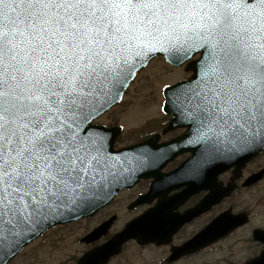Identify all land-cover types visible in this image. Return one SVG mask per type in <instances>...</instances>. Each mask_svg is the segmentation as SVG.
Segmentation results:
<instances>
[{
  "label": "snow or ice",
  "instance_id": "snow-or-ice-1",
  "mask_svg": "<svg viewBox=\"0 0 264 264\" xmlns=\"http://www.w3.org/2000/svg\"><path fill=\"white\" fill-rule=\"evenodd\" d=\"M155 52L203 53L164 104L205 162L264 150V0H0V264L117 178L91 121Z\"/></svg>",
  "mask_w": 264,
  "mask_h": 264
},
{
  "label": "flooded vegetation",
  "instance_id": "flooded-vegetation-1",
  "mask_svg": "<svg viewBox=\"0 0 264 264\" xmlns=\"http://www.w3.org/2000/svg\"><path fill=\"white\" fill-rule=\"evenodd\" d=\"M162 61H164L165 66L169 70H172V71L181 70L180 78L177 79L175 82L186 80L190 78L191 76H193V74L195 73V71H188L186 66L176 68V67H173L167 64V62H165L163 58H162ZM161 97H162L161 104L159 106L161 114L159 116L150 117L141 123L139 122L133 123L131 124L132 126H130V128H124V132L119 137H117L115 141V147L119 149V148L131 146L134 144H138L141 142H145V141H148L154 138L155 140L152 141V144H151V151H155V153L157 154H163V155H169V156L177 152L172 157V159H169L167 161L165 160L161 165L162 167L158 171L160 175H169L170 173L178 169L182 165V163L185 162V160H187L188 158L198 153L199 145L196 143L195 140H192V141H190L189 139L185 141L183 140L184 138H186V135L189 132V126H179L176 128L169 127L174 118L173 116H170L169 114L164 112V105H165L164 104V101H165L164 92H162ZM112 111L113 110L104 114L99 119V123L106 124L108 126H117L118 124H120L121 121L119 119L110 120V121L102 120L104 116L111 113ZM177 140H180V141L175 146L171 144L172 142L177 141ZM263 156H264V152L259 154L257 157H255L251 161H249L240 172L236 171L235 167H232L231 169L221 173L218 177V183L221 185V187H224L228 185L229 183H234L236 188L232 192V194L229 197H225L221 201V203L214 206L208 212L202 214L201 216L194 217L191 220L182 223L179 229H177L171 234V237L168 239L167 242L161 245H157L156 243H150V244L142 246V245H139L136 240H131L127 244L124 245L123 250L119 255H121L125 251V248L131 244L138 246L139 248H145V247L166 248L169 250L168 255L164 257V260L166 261V263L177 264L183 259L198 255L200 250L192 249V251H189L185 255L179 257L177 260L170 261L169 259L171 257L173 248L187 244L196 234H198L207 224H209L215 216H217L221 212L225 210H233L235 212H246L249 215L250 221L245 226L250 225L253 222V219L255 217L258 219L259 216H261L262 218V216L264 215V186H263L264 174L260 179H255V178H256V175L260 171L264 170L263 161L261 160ZM153 181H154V177L141 179L139 183L135 185L133 188L125 189L119 193V195L121 194L124 197V202H125L124 204L126 206V209L129 210L131 213L135 212V214L132 215V217H135L141 214V212L149 208H152L158 202L159 198H156L154 199V201H152L151 203L147 205L137 206L133 209H129L132 202L135 199H137L138 196H140L141 194L149 190ZM187 187L188 186L184 184L182 186H179L176 189H172L169 192L168 196H173L181 192H184L186 191ZM252 192H255V195L253 196V198L250 197ZM247 193L249 194L248 198L243 196L244 194H247ZM183 194L188 196L186 192ZM205 195H206V192L204 191L201 193L192 192V194L189 195L188 198L185 199V201H183L182 203L176 206L172 215H178L180 217V221H182L185 212L194 208ZM238 197H241V199L239 200ZM235 199H238V202L243 205L241 209L234 210V204H232V202H235ZM222 205L223 206L227 205V207H225L224 209L220 208V206ZM217 208H220V210H217L211 216V213L214 212ZM109 217L110 215L102 218L97 223V225H95L92 228H89L88 230H85V232L79 237L78 241L85 246L83 253L102 245L103 243L107 242L113 236L114 231H112L111 233V230L117 224L118 219L113 225L109 234L99 239H96L92 242H87L84 239L95 227L103 223ZM205 217H207V219L201 223V220ZM84 220H88V219H84ZM241 228H237L235 231H233V233H231L230 236H232L234 233H236ZM257 228L264 229V221H262V224H257V225L255 224L249 231L253 233V231ZM209 248H211V245H209L208 247H205L202 250L204 251ZM115 257H113L111 260H113Z\"/></svg>",
  "mask_w": 264,
  "mask_h": 264
},
{
  "label": "rangeland",
  "instance_id": "rangeland-1",
  "mask_svg": "<svg viewBox=\"0 0 264 264\" xmlns=\"http://www.w3.org/2000/svg\"><path fill=\"white\" fill-rule=\"evenodd\" d=\"M179 78V72L175 73L169 70L161 59L154 60L140 72L138 78L127 91L124 100L103 120L119 119L130 128L133 122L141 123L150 117L159 116L161 114L159 106L163 87ZM261 160L264 166V156ZM254 195L255 192H252L250 197L253 198ZM243 196L248 198L249 194ZM238 198L241 199V197ZM236 202L238 199L232 202L234 210L241 209L243 205ZM124 203V197L121 195L113 205L103 210L94 219L80 220L73 224L54 228L45 234L44 238L42 237L29 245L10 264H74L76 260L73 258L82 255L85 249V246L78 241L85 230L96 225L102 218L116 214L118 221L113 229L116 232L123 228L124 221L134 215L126 209ZM225 207L227 205L220 206L223 209ZM220 208L212 212L211 216ZM206 219L207 217L203 218L201 223ZM262 221H264V215L262 218L259 216L258 219L255 217L250 225L241 228L226 240L199 252L198 255L183 259L177 264H241L245 262L262 249V245L252 239L249 231L255 224H262ZM168 251L166 248H139L131 244L109 264H166L163 260L168 255Z\"/></svg>",
  "mask_w": 264,
  "mask_h": 264
},
{
  "label": "water",
  "instance_id": "water-1",
  "mask_svg": "<svg viewBox=\"0 0 264 264\" xmlns=\"http://www.w3.org/2000/svg\"><path fill=\"white\" fill-rule=\"evenodd\" d=\"M160 54L166 55V57L170 61H172V59L170 58V54L169 53H163V52H155V53L151 54V58H153L156 55H160ZM176 54L177 53H172V55H176ZM193 67L195 68V66H193ZM136 72H135V74H136ZM133 77L129 81L126 82V87L130 83V81L133 79ZM126 87H124L120 91L118 98H114L112 105L121 99ZM99 134H101V132H99ZM260 151L261 150H257V151L249 152V153H246V154H243L240 156H233L231 160H230L231 157L221 156L217 159L211 160L210 164H211V167H214V166L215 167H217V166L226 167V166L230 165L233 162L232 160L235 159L236 157H238L240 159V161L243 162V161L249 160L251 157H253L254 155H256ZM111 154H112L113 159L115 161L119 162V164H118L119 171L117 173V178L113 181H110L109 183H107L105 185L104 191H103V193L100 194V199L97 200L96 204L92 207L82 209L81 211H79L78 213H76L74 215V218H65L63 220H60L59 222L51 223V226H54L57 223H62V222L74 220V219L80 218L82 216L92 215L93 213H95L97 210H99L100 208L105 206L107 203H109L114 198L117 191L123 187V186H121V184L119 182L130 178L133 174L147 175L146 173L142 172L145 169H142V168L139 169V168L130 166L132 162L129 158V153L123 152L121 155L113 154V153H111ZM230 191H232V187L231 188L228 187V193H230ZM221 197H223V196H221ZM218 201L219 200L214 199V195H212V194L210 196H207L201 202V205H200L201 210L199 211V213H202L203 211L207 210L210 206L217 203ZM165 202L166 201H161L160 205H158V208H159V206H162L163 203H165ZM148 214H150V213L146 212L144 215L134 219L132 222H130L127 225V227L124 229V231H122L121 233L116 235L109 243L85 254L79 260L78 264H105V263H107L108 260L113 255L119 253V251L122 248L123 243L126 242L131 237H136L140 242H147V241H149V239H156V234L158 231H157V228L155 227L154 222H153V218H156V217L148 215ZM114 219H115L114 217L111 218L108 222L104 223L101 227L96 229L92 234L89 235L88 239L91 240V239L97 238V237L101 236L102 234L106 233L107 229L111 226ZM245 222H246V219L243 215L231 216L229 213H225V214L221 215L220 217H218L214 222H212L211 225L208 226L203 232H201L199 239H196V245L198 243L199 248H201V247L205 246L206 244L210 243L209 242L210 240H211V242L216 241L217 239L227 235L234 228H236L239 225H242ZM51 226H49V227H51ZM149 231H151V232H149ZM256 238L264 241L263 235L256 234ZM32 240H34V239H32ZM181 252H182V249H179L178 253H181ZM18 253H16L15 255H17ZM15 255H11V254L7 255L5 257L6 264ZM246 264H264V252L262 253V255L260 257L253 259Z\"/></svg>",
  "mask_w": 264,
  "mask_h": 264
}]
</instances>
